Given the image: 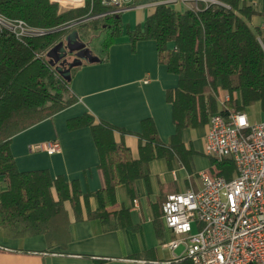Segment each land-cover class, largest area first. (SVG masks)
Returning a JSON list of instances; mask_svg holds the SVG:
<instances>
[{"label":"trees","instance_id":"trees-1","mask_svg":"<svg viewBox=\"0 0 264 264\" xmlns=\"http://www.w3.org/2000/svg\"><path fill=\"white\" fill-rule=\"evenodd\" d=\"M102 1L84 0L82 7L63 10L52 0H0V19L22 21L45 32L18 37L0 23V177L7 185L1 193L0 226L11 238L43 235L49 246L64 247L70 237L68 207L77 221H99L105 231L128 227V211L114 210L119 186H126L134 198L135 183L147 180L149 164L157 159L176 157L189 167L195 153L184 144L183 133L205 127L211 116L254 106L264 113V33L250 26L261 13L246 0H193L185 10L159 4L149 10L143 25L128 29L126 36L133 48L154 42L159 63L177 78L176 88L166 94L175 127L169 143L160 140L151 119L144 120L137 134L139 154L134 157L125 143L115 140L116 132H130L85 114L67 126L72 131L90 128L99 154L101 190L84 195L77 181L53 178L46 170L20 171L12 153L14 137L78 101L70 83L50 65L48 53L74 32L87 46L92 37L102 36V50L107 53L124 34L122 15L103 16L110 10ZM223 94L230 101L220 109ZM210 161L211 178L233 179L236 168L231 159ZM90 197L98 208L84 215L82 201ZM0 250L6 249L0 246Z\"/></svg>","mask_w":264,"mask_h":264},{"label":"crops","instance_id":"crops-1","mask_svg":"<svg viewBox=\"0 0 264 264\" xmlns=\"http://www.w3.org/2000/svg\"><path fill=\"white\" fill-rule=\"evenodd\" d=\"M190 1L193 0L177 7L188 9ZM246 2L261 13L251 19L250 26L264 33V0ZM150 9L124 13L123 36L107 53L103 52V57H97L98 63H85L71 76L70 90L78 100L75 105L14 137L12 153L20 171L46 170L53 178L63 176L68 181H77L84 195L101 190L103 180L98 169L99 154L90 128L72 131L67 126L69 120L85 114H91L98 122L130 132H116L115 140L125 143L134 157L139 154L141 142L137 134L144 120L151 119L160 140L169 143L175 127L173 108L167 102L166 94L176 88L177 78L159 63L154 42L131 46L123 19L128 22L127 30H133L144 24ZM222 98L218 99V105ZM192 131L183 133L184 144L195 153L189 167L176 157L171 161L157 159L149 164L147 180L135 183L134 198L126 186L117 188L114 210L117 213L128 211V227L105 231L99 221H77L68 207L70 237L64 247H59L49 246L43 235L11 238L0 226V246L6 249L0 250V264H153L172 260L171 252L164 245L175 237L165 226L162 204L170 194L188 190L198 192L202 185L199 174L209 172L212 166L210 158L204 154L208 124L196 130L200 136V149L191 138ZM50 141L60 143V153L49 155L31 150L36 144ZM202 162L206 167H200ZM6 189L7 185L0 177V200ZM134 200L138 202L137 207ZM97 208L98 202L94 197L82 201L84 215Z\"/></svg>","mask_w":264,"mask_h":264},{"label":"built area","instance_id":"built-area-1","mask_svg":"<svg viewBox=\"0 0 264 264\" xmlns=\"http://www.w3.org/2000/svg\"><path fill=\"white\" fill-rule=\"evenodd\" d=\"M63 9L75 4L52 0ZM187 0H103L105 15H123L130 10H147L159 4L185 3ZM215 3L213 0H194ZM66 9V8H65ZM0 23L18 37L44 35L24 22ZM219 102L222 109L230 96ZM33 152L55 155L61 152L56 141L31 147ZM204 154L210 159H231L235 176L211 178L200 173L201 188L166 197L162 215L175 239L164 248L172 260L153 264H264V122L251 124L246 112L217 113L210 117ZM134 206L138 202L134 200ZM184 246L183 253L175 252Z\"/></svg>","mask_w":264,"mask_h":264},{"label":"water","instance_id":"water-1","mask_svg":"<svg viewBox=\"0 0 264 264\" xmlns=\"http://www.w3.org/2000/svg\"><path fill=\"white\" fill-rule=\"evenodd\" d=\"M74 53H76L74 60L68 62L67 58ZM47 57L50 65L55 67L57 73L68 83L71 82L73 69L80 68L85 63L94 64L100 61L92 55L87 44L79 39L77 32L70 34L64 42L53 48Z\"/></svg>","mask_w":264,"mask_h":264},{"label":"rangeland","instance_id":"rangeland-1","mask_svg":"<svg viewBox=\"0 0 264 264\" xmlns=\"http://www.w3.org/2000/svg\"><path fill=\"white\" fill-rule=\"evenodd\" d=\"M82 3H83V1L77 2L75 5L79 6V5H82ZM176 6H180V2L178 4H176ZM75 8H79V7L68 5V6H65L63 8V10L75 9ZM128 14H130V13H128ZM125 15L126 14H124L123 16L125 17ZM124 17H123V19H124V23H125V32H126L127 28H128V25H127L128 22L126 21V18H124ZM89 43H90V45L88 46V48L91 50V52L94 54V56L95 57H103L102 56L103 55V50H102L103 37L102 36H94L89 40ZM67 59H68V62H72L74 60V58L70 57V56ZM245 112L248 115V118H249V121L251 124L262 123L264 121V113L261 111L259 106L251 107V108L247 109ZM196 130L197 129H195L191 132V138L193 139V142L195 143V145L199 148L200 147V136L196 132ZM203 165H204V162L200 163V167H203ZM204 166L206 167V165H204ZM183 250H184V246H181L178 250H176V252H175L176 256H180L183 253Z\"/></svg>","mask_w":264,"mask_h":264},{"label":"bare ground","instance_id":"bare-ground-1","mask_svg":"<svg viewBox=\"0 0 264 264\" xmlns=\"http://www.w3.org/2000/svg\"><path fill=\"white\" fill-rule=\"evenodd\" d=\"M63 3H73V4H76L77 2H80L81 0H61Z\"/></svg>","mask_w":264,"mask_h":264},{"label":"flooded vegetation","instance_id":"flooded-vegetation-1","mask_svg":"<svg viewBox=\"0 0 264 264\" xmlns=\"http://www.w3.org/2000/svg\"><path fill=\"white\" fill-rule=\"evenodd\" d=\"M87 47H88V46H87ZM75 55H76V53H74V54H72V55H69V56L75 58ZM58 65H59V64H58Z\"/></svg>","mask_w":264,"mask_h":264}]
</instances>
